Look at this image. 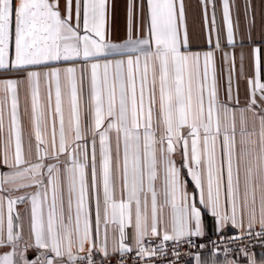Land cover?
I'll list each match as a JSON object with an SVG mask.
<instances>
[{"label":"snow or ice","instance_id":"obj_1","mask_svg":"<svg viewBox=\"0 0 264 264\" xmlns=\"http://www.w3.org/2000/svg\"><path fill=\"white\" fill-rule=\"evenodd\" d=\"M146 4L147 35L132 38L130 0L128 40L116 45L105 39L108 0H0V70L18 74L0 80V164L8 169L0 171V264H97V255L99 264L116 256L123 264L134 250L150 258L168 242L203 236L206 214L217 229L230 224L244 235L247 218V234L258 223L264 235L259 48L249 102L239 108L231 76L227 99L219 97L213 51L190 50L184 0ZM202 4L206 22L212 6L216 28L215 0ZM222 8L232 48L229 0ZM22 86L34 160L26 158ZM23 189L33 191L9 194ZM23 203L27 239L16 211Z\"/></svg>","mask_w":264,"mask_h":264},{"label":"crops","instance_id":"obj_2","mask_svg":"<svg viewBox=\"0 0 264 264\" xmlns=\"http://www.w3.org/2000/svg\"><path fill=\"white\" fill-rule=\"evenodd\" d=\"M130 0H108L107 17L105 25V39L110 44L123 45L128 40V4ZM133 3L131 34L132 38H142L147 35L149 19L146 0H131ZM186 24L189 36V47L191 51H199L201 55L205 51L212 50L215 60V73L221 100L227 99L229 88V76H231V104L244 108L249 102V79L255 74L254 49L259 48L261 81L264 82V0H229L230 14L234 30L236 46H226V27L223 18V0H215L216 28L212 23V6H208L207 22L205 21L202 0H184ZM219 30L220 48H216V35ZM211 35L212 46L209 49L207 37ZM241 42H243L241 46ZM228 53L226 61L224 54ZM241 55H243V67H241ZM234 57V68H233ZM120 59L121 57H110ZM126 59V56L123 57ZM103 63V59L100 61ZM15 71L7 72L0 70V80L16 79ZM259 100V97H257ZM238 102V104H237ZM28 109L27 112L25 109ZM20 111L21 123L25 141L26 158L35 159V150L31 157L27 154V142L32 132L30 105L26 102V93L23 86L20 89ZM7 123V120H6ZM35 141L33 139V145ZM2 155V152H0ZM63 158V157H62ZM179 162V155L175 157ZM0 171H8L0 164ZM33 189H23L20 192H10L12 196L30 192ZM116 197H120V182L117 181ZM6 211V207H5ZM23 224L25 238L29 230L30 204L23 203L16 206ZM168 210L165 209L167 219ZM205 236H226L239 233V229L232 228L229 224L223 229H217L215 218L211 214L204 216ZM245 232L247 218H245ZM163 228V225H161ZM260 229L258 223L252 230ZM113 244L112 234H109V251ZM133 248H135L133 244ZM249 256L255 259L256 264H264V246L246 253L234 255H218L212 252H201L193 258L174 264H197L199 257L201 264H249Z\"/></svg>","mask_w":264,"mask_h":264},{"label":"built area","instance_id":"obj_3","mask_svg":"<svg viewBox=\"0 0 264 264\" xmlns=\"http://www.w3.org/2000/svg\"><path fill=\"white\" fill-rule=\"evenodd\" d=\"M261 229L251 230L249 235L245 232L244 235L239 233L226 236H199L192 237V243H181L174 245L168 242L165 253H158L156 256L141 259L136 255L135 250L124 257L123 264H174L187 261L201 252H212L218 255H234L240 253L251 252L255 248L264 246V235H257ZM240 236L239 239H236ZM152 247V245H146ZM97 264L102 259L101 256L95 257ZM120 257L116 256L110 261H105V264H119Z\"/></svg>","mask_w":264,"mask_h":264}]
</instances>
